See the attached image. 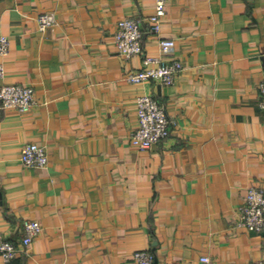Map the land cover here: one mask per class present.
<instances>
[{
    "label": "crops",
    "instance_id": "obj_1",
    "mask_svg": "<svg viewBox=\"0 0 264 264\" xmlns=\"http://www.w3.org/2000/svg\"><path fill=\"white\" fill-rule=\"evenodd\" d=\"M154 0H0L3 83L34 88L27 111L0 107V232L20 244L23 222L42 230L11 264H253L264 230L236 225L247 188H264V0H167L160 37L183 68L173 84L132 83L114 42L117 21L140 20L145 53ZM55 22L38 27L37 16ZM155 96L171 118L167 139L138 150L136 98ZM48 163H21L25 142ZM0 264H3L0 256Z\"/></svg>",
    "mask_w": 264,
    "mask_h": 264
},
{
    "label": "built area",
    "instance_id": "obj_2",
    "mask_svg": "<svg viewBox=\"0 0 264 264\" xmlns=\"http://www.w3.org/2000/svg\"><path fill=\"white\" fill-rule=\"evenodd\" d=\"M167 0H154L153 11L147 16L149 31L157 35L166 13ZM51 12H43L37 16L38 27L45 29L55 22ZM117 51L129 59L134 55L141 56V66L126 72V80L132 83L152 79L162 85L173 84L175 76L183 68L180 59L167 57L174 50V39L158 36L160 54L145 53L143 48V29L140 20L133 16H123L117 21L114 34ZM10 46L9 36L0 34V57L7 54ZM264 62V50L262 52ZM5 74V67L0 61V78ZM260 105L264 107V79L259 84ZM35 103L34 88L22 83H3L0 85V107L15 108L20 111L29 110ZM137 126L130 134L131 143L140 151L148 150L154 144L167 139L174 125L164 105L150 93H142L136 98ZM19 159L22 164L31 167H45L48 163L46 147L43 144L25 142L20 150ZM236 225L255 232L264 230V188L250 186L247 188L243 204L238 208ZM42 226L36 219L23 222V233L20 238L22 246L29 245L40 234ZM16 241L0 232V256L3 264H11L21 251ZM133 264H154V253L151 250H136L132 256ZM198 264H211L206 254L199 257ZM253 264H264V258Z\"/></svg>",
    "mask_w": 264,
    "mask_h": 264
},
{
    "label": "water",
    "instance_id": "obj_3",
    "mask_svg": "<svg viewBox=\"0 0 264 264\" xmlns=\"http://www.w3.org/2000/svg\"><path fill=\"white\" fill-rule=\"evenodd\" d=\"M154 264H156V261H155V259H154Z\"/></svg>",
    "mask_w": 264,
    "mask_h": 264
}]
</instances>
